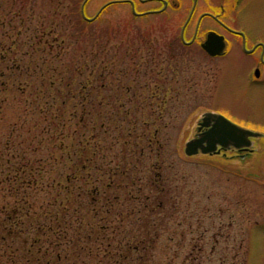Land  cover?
<instances>
[{"label": "rangeland", "instance_id": "rangeland-1", "mask_svg": "<svg viewBox=\"0 0 264 264\" xmlns=\"http://www.w3.org/2000/svg\"><path fill=\"white\" fill-rule=\"evenodd\" d=\"M83 1L0 0V53L14 42L16 48L29 39L34 40L31 44L39 43L37 34L40 36L46 31L44 40L61 36L86 42L76 44L77 51L84 46V51L90 54L89 66L85 67L86 74L81 80H86L94 69L101 76L105 66L108 75L105 80L96 77L94 83L97 87L92 92L95 96L93 118L104 122L105 129L98 128L95 137L88 136L92 138L88 153L97 155L87 162L85 156L76 154L82 151L79 144L89 123L80 119L78 123L72 122L70 117L72 113H80L82 98L68 99L65 105L58 103L52 110L38 111L33 104L23 102L25 97L20 93L9 90L5 95L0 94V218H6L2 208L18 207L27 227L21 226L19 230L23 236L29 235L26 244L34 253H44L46 248L54 250L45 256L49 261L55 260L53 256L59 250L54 248L59 241L54 232L62 227L64 237L67 230L71 243L61 239L64 250L69 252L65 264H96L98 260L111 264L109 257L116 254L112 250H118L121 245L126 256L124 246L128 242L138 245L139 250L129 259L122 258L121 264H140L139 257L141 264L142 260L145 264H192L185 261L187 251L192 250L191 244H197L191 239L207 230L201 263L195 264H264V218L256 198L257 187L248 183L245 176L249 171L246 164L231 157V152L227 155L199 153L192 157L184 153L186 143L196 136L203 112L217 109L223 104L222 95L234 92L235 89L230 90V77L243 61L232 57L211 61L204 58L197 46L185 48L178 44L173 51L166 48L168 42L179 36V26L187 17L186 9L170 11L166 17L134 19L128 5H117L108 8L93 25H86L80 17ZM106 1L90 0L86 5L87 15L94 16ZM77 3L75 20L72 7ZM207 4L209 1L204 0L201 7ZM245 9L250 13L249 21L261 26L263 3L255 12L251 7ZM55 48L56 45L46 55L50 57ZM41 54L36 49L23 47L18 57L32 66L33 62L26 58L38 59ZM112 64L119 72L116 82L111 76ZM222 70L227 82L216 88L217 75ZM63 71L69 74V70ZM45 76L48 80L50 73L46 72ZM73 76L75 82L79 75ZM37 80L29 79L34 82L29 89L37 87ZM39 88L48 91L50 86L39 85ZM30 93L28 90L27 98ZM134 93L147 98L141 97L138 101ZM215 94L218 96L214 99ZM98 100L104 107H100ZM119 104H124L125 109L133 108L129 120L140 122L132 140L145 130L142 123L149 122L148 134L154 132L159 139L153 142L154 151L163 144L158 159L154 152L141 159L138 153H133L141 154L147 142L134 141L128 145L125 133L133 126H120L117 120L125 113H119L115 106ZM42 108L50 109L51 103ZM58 115L61 118L56 120ZM45 116L51 121L54 116V120L48 123ZM15 163L17 168L25 166L26 171L16 172L12 168ZM154 163L160 165L162 179L154 171ZM86 167L87 171L81 170ZM125 169L134 178H141L136 180L142 186L141 193L139 187H131L132 176L123 177ZM160 183L164 191L157 194L155 186ZM159 201L163 202L161 208L156 205ZM248 213L254 214L248 218ZM231 220H235L236 237L227 236L235 234L229 225ZM40 225L49 231L45 234ZM186 228L190 229L187 235L190 243L183 249L182 231ZM219 230L224 235L213 237ZM242 233L245 235L241 236ZM78 236L81 242L75 246ZM234 237L245 240L242 248L238 240L233 242ZM36 238L37 246L33 248ZM8 242V246L18 250L17 264H28L20 256V251L25 252L20 248L23 242L13 244L10 239ZM5 252H8L7 245L0 246V264H11Z\"/></svg>", "mask_w": 264, "mask_h": 264}, {"label": "flooded vegetation", "instance_id": "flooded-vegetation-1", "mask_svg": "<svg viewBox=\"0 0 264 264\" xmlns=\"http://www.w3.org/2000/svg\"><path fill=\"white\" fill-rule=\"evenodd\" d=\"M89 1L84 0L80 7V17L84 19L86 25H93L101 19L108 8L117 5H128L134 19L166 17L170 11L178 12L186 9L187 17L179 26V36L173 38L172 42H168L169 46L166 48H171L173 51V48L178 44L185 46V48L197 46L202 51L204 58L211 61L226 60L230 57L234 60L243 61L242 64H238L239 67L234 69L235 73L230 77V90L235 89L234 92L230 91L226 96L223 94V104L218 105L217 109L212 108L203 112L198 122L195 137L209 129V127L200 129V124L206 113L221 115L232 123L257 134L249 137L250 145L248 147L242 149L219 148L215 155H227L231 152V157H235L246 164L249 171L245 176L248 183L257 187L256 198L261 205L264 218V22H261V26L252 24L248 17L250 13L245 9L251 7L253 8L251 11L255 12L261 3L264 5V0H208L209 4L203 7H201V2L204 0H108L97 10L94 16H88L86 5ZM77 6L78 3L72 7L75 20L78 13ZM72 17H74L73 14ZM211 34L222 38L220 43L223 42L224 45L221 53H212L219 48L217 42L207 43ZM223 71L218 72L215 82L216 88L227 82ZM217 96L215 94L214 99ZM134 97L138 98V101L141 97V99L147 98V96H140L139 93H134ZM166 100V94H164L163 103ZM249 192L251 195L253 194L251 190ZM252 214L254 213H248V218H251ZM234 221L231 220L229 225L235 234L228 233L227 236H237L236 228L234 227L235 231L233 229ZM3 227L4 222L0 219V229ZM189 230L186 228L182 231L183 249L187 248L190 243L187 236ZM206 232L191 239V241H197V244L194 242L191 244L192 250L187 251L186 262L201 263L200 254L205 250ZM190 234H193V230L190 231ZM222 235L224 233L219 230L218 233L213 234V237ZM242 235L245 234L242 233ZM235 237L233 242L238 240ZM0 238L5 240L3 235H0ZM238 242L239 248H242L245 240H238ZM3 243L0 241V245ZM5 245L1 246L4 247ZM214 248L215 245L212 246L213 250H215ZM237 255L238 252L235 253L234 262H236Z\"/></svg>", "mask_w": 264, "mask_h": 264}, {"label": "trees", "instance_id": "trees-1", "mask_svg": "<svg viewBox=\"0 0 264 264\" xmlns=\"http://www.w3.org/2000/svg\"><path fill=\"white\" fill-rule=\"evenodd\" d=\"M78 22H79V18H78ZM40 27L43 28L44 26L42 25ZM20 32L21 31H19L18 34H20ZM44 33L46 34L47 32L43 31L40 36L39 34H37V37H40L39 43L36 42V44H31V42H33L34 40L29 39L28 41L20 43L19 48L15 47V44H16L15 42L13 43L11 47H8V49L7 47L6 49L3 48L5 52L0 53V94L5 95L9 92V90H12L14 94L20 93L21 96L25 97L23 102H25L26 104L28 103L33 104L35 109L38 111L40 109L42 111L52 110L53 107L58 103H62L65 105L68 99L82 98V101H81L82 105L79 106L80 113L79 112L72 113L70 117L72 116V122L77 121L78 123V120L80 119L82 122H86V124L89 123V125H86L84 127L86 131L83 133V140H81L79 144V146H81L82 151H80V153H77L76 155L79 154V156H85L86 162L88 160L91 161L93 159V156H96L97 153L96 154L88 153L89 148H91L92 146V142H91L92 138L88 136L90 135V136L95 137L94 133L98 131V128L102 130L105 129L104 122H97L93 118L94 117L93 102L95 101L94 100L95 96L92 95V92H94V90L97 87L96 84H94L96 82V77H98L100 80H105V78L108 77V75L106 76L107 66H105V68L102 70L103 71V73L101 74L102 77L100 76L99 72L93 68L94 72H92V74L87 75L86 80H81V78L84 77V75L86 74V73H83V71L85 70V67L89 66L90 54L87 51H84V46H81L79 50L77 51L76 44H86V42L85 41L84 42L75 41L72 38H66V37H61V36H57L53 38V40H44L42 38L44 36ZM27 42H30V45H26ZM5 43L6 42H2V44H5ZM91 43L93 44V42ZM55 45H56V48L52 51L53 55L51 54L50 57L47 56L46 54L48 50L50 48H54ZM23 47H26L31 50L36 49L38 53H42L38 59L26 58L33 62L32 66H27L25 64L26 61L23 57H20V58L18 57L19 50L20 48H23ZM68 58H70L69 61H67ZM49 59L50 60L52 59V61L49 62L48 61ZM112 66L113 68L116 67L113 64ZM64 69L69 70L68 71L69 74H66L67 71H63ZM46 72L50 73L48 80H45ZM73 74L79 75L78 78L75 79V82H74ZM118 74L119 72H117L116 68H114V70H112L111 76H113V80L115 82H116V76H118ZM31 78L38 79L35 84V86L37 87L34 90L29 89L31 87V84L34 85V82H29V79ZM69 78H73V81L69 80ZM45 84H49L50 86V89H48V91L43 90V88H39V85H45ZM28 90H31L29 98H27L26 96V94L28 93ZM102 96H103V93H102ZM49 103H51V108L43 110L42 107L44 105L47 106V104ZM98 103H100V107H104L103 102L101 100L100 101L98 100ZM98 106L99 105L97 104L96 107ZM115 106L119 108V113H121V111L125 113L122 119L119 118L117 120L118 122H120V126H123L125 124L128 126H131V125L133 126V129L129 128L127 129V132L125 133V135L127 136L126 142L128 143V145H130L131 142H134V141L140 142L141 140H144L147 142V146H144L143 148H141V154L136 151H133V153L134 154L138 153L139 158L141 159V158H144L146 155L148 156V154H153L154 152L155 159H158V157L162 154L163 144L158 143L159 145L156 148V151H154L155 148H153V142L154 141L158 142L159 139L156 138V136L154 135V132L152 133L150 132V134H148L149 129L147 128V126L149 125V122L145 120L142 123L141 127H143V129L145 130H143L142 134L137 136L135 140H132L133 138L132 136L138 132L136 130L137 128L136 125L137 123L140 124V122L135 121L133 119L129 120V117H131L132 114L134 113V111L132 110L133 108L125 109V107L120 104L115 105ZM114 116L116 118L115 114ZM60 118L61 116H59L56 120H59ZM51 119L53 121L54 116H52ZM45 120L48 123L52 122L51 120H49V116H45ZM152 122L153 124H155V121H152ZM13 129L15 128H12V130ZM44 129H46L47 131L49 128L46 127ZM117 130L118 128L115 129L116 133H117ZM139 146L140 145L136 144V147H139ZM63 148H68V146H63ZM86 165L87 164L84 163V166ZM152 166L154 168V171L156 170V172L158 173V178L162 179L161 171H159V169L161 168L160 165L158 163H154L152 164ZM12 168L16 172L26 171L25 166L21 165L19 168H17L16 163L12 165ZM87 169L88 167L84 169L81 168V170L83 171H87ZM29 171L31 174H33L32 169ZM123 175H124L123 176L124 178H128L129 176H132V174L126 169L123 171ZM140 179H141L140 177L134 178L132 176L131 178L132 181L130 185L132 188L139 187L138 191L141 193L142 186H140V182L136 181ZM154 183L155 181L153 182V184ZM155 187H156L157 194H160L164 191L163 190L164 186L161 183ZM114 188L116 189L115 186ZM98 190H99V187L97 186V189L95 190L96 193H98ZM165 190L167 192L166 187H165ZM156 200H157V197H156ZM156 205L157 207L161 208L163 206V202L159 201L156 203ZM2 212L6 214V218H0L4 222V227L0 229V235H3L5 238V240L3 238H0V241L4 242L1 245H4V244L8 245L9 244L8 239H10L13 244H15L16 242H19V243L23 242V244L20 245L21 246L20 248H22V251H25V252L21 253L20 251V254H21L20 256L28 260L27 263L29 264H44V262L46 264H65V262L68 261L69 252H66L64 250L63 245L65 244H62L61 242V239L69 238L67 230H66V233H64V237H62V232L60 231L62 227L60 228V230L58 229L59 231L54 232L56 237H58L59 239V241L56 243V246H54V248L55 249L59 248V250L56 251V254H55L56 256H53V259L55 260H52V261L45 260V256L49 254L51 255V252L54 250H52L51 248L49 249L46 248L44 251V253L46 254L34 253L32 251L33 249L29 245L26 244L27 242H29V239L27 237L29 235L26 234L25 236H23V231L19 230L21 226L27 229L25 224L23 225L22 220H23L24 215L22 214L21 210L18 207H15V208L7 207V208H2ZM40 226H43V225H40ZM47 231H49V228L46 229L44 227L45 234L47 233ZM142 241L144 240L142 239ZM37 242L38 240L36 238V241L33 243L34 245L32 244L33 248L37 246L35 245L37 244ZM69 242L71 243V241H69L68 239L67 243ZM80 242L81 240L78 236L77 243L75 246L79 245ZM24 247H27V248L24 249ZM7 248H8V252H5L7 253L6 254L7 259H9L11 264H17L18 263L17 262L18 261V250L14 249L13 246L11 247L10 245ZM124 248H125V253L128 252L126 256H124L123 246L121 247V245H119L118 250L117 249L112 250V251L115 250L116 254L112 252L113 253L112 256L109 257L111 264H121L122 258L124 259V257H126V259H129L131 256H134L135 253H138V250H139L138 245H132L131 242H128V244L125 245ZM138 262H140L141 264L140 257L138 258ZM96 264H103V261L98 260ZM142 264H145L143 260H142Z\"/></svg>", "mask_w": 264, "mask_h": 264}, {"label": "water", "instance_id": "water-1", "mask_svg": "<svg viewBox=\"0 0 264 264\" xmlns=\"http://www.w3.org/2000/svg\"><path fill=\"white\" fill-rule=\"evenodd\" d=\"M219 40H216V38ZM221 37L211 34L208 38L207 43L218 44L219 50L215 53H221L223 48V42ZM202 127H209V129L203 134H199L194 139L188 141L185 145V154L189 157L195 156L201 152L202 154H213L218 153L219 147L222 149H229L231 147L242 149L250 145V136H255L257 134L246 130L225 117L217 115L214 113H206L202 123L200 124V129Z\"/></svg>", "mask_w": 264, "mask_h": 264}]
</instances>
